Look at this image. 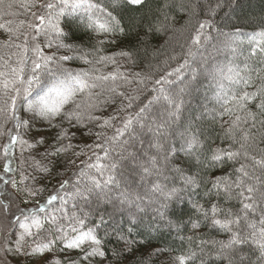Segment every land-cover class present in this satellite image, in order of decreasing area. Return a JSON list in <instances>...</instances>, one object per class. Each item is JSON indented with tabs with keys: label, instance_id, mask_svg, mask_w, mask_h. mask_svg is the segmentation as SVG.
<instances>
[{
	"label": "snow or ice",
	"instance_id": "snow-or-ice-1",
	"mask_svg": "<svg viewBox=\"0 0 264 264\" xmlns=\"http://www.w3.org/2000/svg\"><path fill=\"white\" fill-rule=\"evenodd\" d=\"M129 2L141 5L144 0ZM119 3L120 0H111L105 7L99 0H0V121L3 122L0 127L12 122V128L6 129L9 143L3 148L5 157L10 156L17 144L22 146V152L24 145L34 147L19 130L24 129L27 134L37 119L47 121L49 128L56 129L48 145L52 151L46 149L45 157L58 156L78 147L72 144L76 132L94 137L91 143H85L74 153L81 156L92 151V155L81 161L72 177L59 182L56 194L50 195L45 204L37 203L27 210L18 208L19 215L13 213L21 230L15 241L16 250L23 251L26 238L40 236L39 242L33 240V254L51 252L59 243L65 251L79 250L85 258L81 264L94 257H106L96 222L91 226L88 223V217L93 214L91 209L112 205L114 211L122 215L123 206L127 205L131 223L136 218L135 212H143L141 204L146 200L152 202V196L159 194L164 201L180 200L181 194L191 195L203 186L206 204L194 202V211L205 225L229 235L226 242L201 240L200 243L218 245V258L226 259L228 264H248L251 255L243 250L248 246L254 253L258 251L257 264H264V148L259 149V158L253 154L258 147L253 132L257 115L264 116V76L260 75L264 68H252L248 63L241 68L236 62L238 48L246 42L250 52L245 59L259 56L258 63L264 65V29L247 33L244 41L245 34L240 29L229 33L216 27L211 17L221 4L207 6L209 18L198 21L188 40L186 54L182 56L183 62L160 75L148 89V77L122 72L115 56L100 54L101 47L84 51L64 43L67 33L61 21L67 25L70 16L84 19L86 27L101 36L125 32L126 26L113 14ZM192 7L195 13L196 5ZM14 8L23 12L13 11ZM213 30L226 39L212 43L216 39ZM98 43L102 45L104 41ZM209 44L215 62L209 64L201 57V66L194 67L197 55ZM54 46L56 51L51 54L45 50ZM60 49H67L73 55H57ZM118 55L130 57L131 53ZM221 55L223 60H217ZM74 59L84 60L91 67L81 71L65 67V62ZM109 64L114 66L113 71L101 70ZM200 76L215 81L214 95L220 104L221 120L231 117L224 122L227 124L223 133L225 146H208L202 133L191 123H179L185 104L183 96ZM177 81L183 87L174 90ZM133 83L137 87L131 92L121 91ZM143 92L148 94L142 99ZM105 112L109 114L103 115ZM260 123L264 125V120ZM108 129L112 131L111 136L107 135ZM130 141L138 143L135 151H128V146L135 147ZM36 143L44 145L48 141L40 137ZM259 143H264V136ZM117 147L120 153H115ZM114 153L118 159H113ZM189 160L195 161L201 171L193 172ZM229 163L233 165L231 172L225 168ZM124 164L128 168L127 175L121 171L118 177L117 170ZM12 165L9 158L0 183L16 188L29 180L36 181L34 175L24 170L19 171L17 181L10 175L17 171ZM32 167L45 173L51 171L41 161H34ZM212 168L221 170V174L210 178L201 174ZM137 182L140 188L147 184L146 190H130L131 184ZM69 185L72 191H64ZM24 191L32 197L38 195V190L32 187L25 186ZM221 200L225 204L236 200L239 208L233 211L222 206ZM56 201L59 207L53 206ZM166 208L167 203L160 204L156 209L158 215L163 217L161 209ZM95 215L101 225L106 223L98 210ZM202 221L192 220V228L200 229ZM120 239L125 238L120 236ZM196 258L197 253L189 249L176 260L178 264H189ZM57 264H76V261H64L61 257Z\"/></svg>",
	"mask_w": 264,
	"mask_h": 264
},
{
	"label": "trees",
	"instance_id": "trees-1",
	"mask_svg": "<svg viewBox=\"0 0 264 264\" xmlns=\"http://www.w3.org/2000/svg\"><path fill=\"white\" fill-rule=\"evenodd\" d=\"M99 2L108 7L111 0H99ZM217 3L222 6L216 10V15L211 18L214 19L216 27L223 32L230 33L235 29H240L245 34L243 39L246 41L247 33L264 29V0H144L141 5H132L129 0H120L117 10L113 14L126 26L125 32L101 36L87 28L84 19L70 16L67 17V25H65L64 20L61 21V26L64 27L67 33L64 43L71 44L75 48L84 51L101 47L103 51L100 54L115 56L122 72L139 73V78L148 77L146 87L150 89L155 79L183 62L182 56L186 54L188 40L198 21L209 18L207 16V6L214 7ZM194 4L196 5L195 13L192 7ZM109 10L112 9L109 8ZM13 11L23 12L22 9L18 8H14ZM33 11H36V9H33ZM20 18L31 19V17L24 16ZM212 35L216 37L212 43L226 39V37L218 36L215 30H213ZM100 40L104 41L102 45L98 43ZM41 43L43 44V41ZM45 50L49 54L56 51L55 46L52 49L45 48ZM121 52L131 53V56H119L118 54ZM241 52H243V55L240 54ZM249 52L250 48L246 42L240 44L236 62L240 64L241 68H243L244 63H248L252 68H264V65L258 63L259 56L245 59L249 56ZM57 55H73V52L60 49ZM201 57L206 58L209 64L215 62L212 58L211 44L197 55L196 62L193 64L194 67L199 68L201 66ZM88 58L92 59L93 57L89 56ZM216 59L223 60V56H217ZM65 67L74 71H81L88 70L91 65L86 64L84 60L74 59L65 62ZM96 67L100 68L101 66L97 65ZM101 70L104 72L113 71L114 66L109 64ZM260 75L264 76V70L260 72ZM185 80H187V76ZM136 87L137 84L133 83L127 86V89L121 88V91L131 92ZM173 87L174 90H178L183 85L177 81ZM215 90V81L200 76L194 86L184 94L185 104L179 118L180 124L191 123L194 129H198L202 133V139H205L206 144L211 147L226 145L227 141L224 140L223 133L227 124L224 122L231 118L225 116L221 120L219 116L220 104L215 99ZM147 94V92H143L141 98L143 99ZM188 94L191 95L188 96ZM200 106L205 107L201 110ZM254 111L259 112L258 109H254ZM109 112H105L103 115L107 116ZM37 120L35 123L33 122L31 131L27 134H24V129H20L24 139L33 144L34 147L28 148L24 145L22 152V146L17 144L14 146L12 154L13 168L17 169L13 172L14 179L20 180V170L36 177L35 182L29 180L26 185L21 183L14 188L18 198L22 201H28V205L45 204L50 195L56 194L59 189V182L72 177L81 161L92 155V151H86V154L81 156H76L74 153L79 152L85 143H91L94 139V137H88L87 134L82 136L80 132H76L72 144L78 145V147H74L67 153H61L58 156L45 157L43 154L46 149L52 151L48 145L56 135V129L49 128L47 121L38 122ZM261 120H264V116L258 114L256 126L253 129L258 144L253 154L257 155L258 158L260 156L259 149L264 148V143H259L261 137L264 136V125L260 123ZM2 123L0 121V124ZM53 123H58V121H53ZM10 128H12V122L0 127V132L4 133L0 135V171L4 170V165L9 159V157H5L3 148L9 143L6 129ZM107 135H112L111 129L107 130ZM40 137H44L48 144H37L36 141ZM130 145L136 146L138 143L130 141ZM134 148L128 146V151H135ZM120 152L121 149L117 147L115 153ZM115 153L113 159H118ZM124 154L126 155V153ZM22 161L24 162L22 163ZM34 161L47 164L51 171L45 173L40 171L39 168L34 170L32 167ZM69 161L75 163H69ZM189 163L193 165V172L201 171L200 166L195 161L189 160ZM182 166L184 165L182 164ZM232 167L233 165L230 163L225 165L229 172H231ZM121 171L127 175L128 168L126 164L117 170L118 177H120ZM201 174L205 175L206 178H210L214 175H220L221 170L212 168ZM256 174L259 175V171ZM25 186L38 190V195L35 197L29 196L24 191ZM147 186V184L144 185L145 190ZM139 188V182L132 183L130 190L140 191ZM64 191L71 192V185ZM204 191V187L201 186L197 192L191 195L181 194L180 200L173 199L171 201H164L159 194L152 196L151 201L159 204L153 206L154 209H151V206L149 209L146 203L145 205L142 203L143 212H138L135 220L131 223L129 222L127 205L123 206L122 215L120 211H114L112 205H100L98 209H91L90 211L93 214L88 217V223L91 226L93 221L96 222L98 234L103 240L106 257H94L89 261H85V264H178L176 257L189 249L197 253L196 260L189 262V264H201V262L203 264H228L226 259L218 258V245H202L200 243L201 240L226 242L229 235L226 232L213 229L210 225H205L202 217L194 211L192 207L194 202L206 204V198L203 196ZM60 194L63 195L64 192ZM71 203L72 201L69 198L68 207L70 211ZM162 203H167V208L161 209L164 212L163 217L159 216L156 211ZM220 203L224 207L232 208L233 211L239 208V203L236 200L227 204L221 200ZM53 206L59 207V201L53 202ZM49 210H51V207ZM97 210L101 215H104L106 221L104 225L100 224L99 218L95 215ZM197 219L202 221L201 228L193 229L191 221ZM168 221L172 223L170 224ZM133 224H136V227H133ZM45 227L47 228L48 225ZM120 236H124L125 239L121 240ZM40 238V236L26 238L22 251L26 263L30 264L29 258L32 256L33 258H40L42 264H57L58 259L61 257L64 261L74 259L76 264H81V261L85 260L79 250L69 249L65 251L63 245L59 243L51 252L33 254L31 252V247L34 246L33 240L39 242ZM125 241H128V243H125ZM243 250L251 255L248 264H257L258 251L254 253L253 249L248 246H244Z\"/></svg>",
	"mask_w": 264,
	"mask_h": 264
},
{
	"label": "rangeland",
	"instance_id": "rangeland-1",
	"mask_svg": "<svg viewBox=\"0 0 264 264\" xmlns=\"http://www.w3.org/2000/svg\"><path fill=\"white\" fill-rule=\"evenodd\" d=\"M197 92V91H196ZM191 94H188V96ZM206 99V96H205ZM205 106H200L201 110L204 109ZM27 118V117H25ZM38 122H42L41 120H37ZM36 122V121H35ZM34 122V123H35ZM20 131V130H19ZM138 145L135 146L134 150ZM14 148V147H13ZM13 149L11 150V154L9 158L12 159ZM13 167V165H12ZM4 174V170L0 171V175ZM10 175L13 176V173ZM7 179V177H5ZM141 192L145 190V188H139ZM0 192L3 194L0 195V264H28L24 260L23 252L16 250L15 241L19 238V232L21 231L14 219L13 213L15 215H19L17 209L27 210L32 207H36L37 204L28 205V201H22L18 198L15 190L11 185H4L0 183ZM148 205L149 209H154L153 206L158 205L153 201L150 203L149 201H145L144 205ZM135 211V209H133ZM138 212H135V216ZM23 256V257H22ZM30 264H42V260L40 258H29Z\"/></svg>",
	"mask_w": 264,
	"mask_h": 264
}]
</instances>
